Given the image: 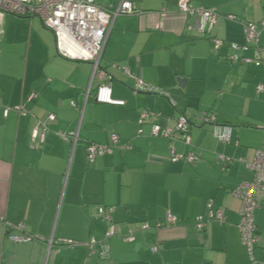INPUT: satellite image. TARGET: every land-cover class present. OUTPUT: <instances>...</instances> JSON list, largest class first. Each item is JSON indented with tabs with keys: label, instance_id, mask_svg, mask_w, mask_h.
<instances>
[{
	"label": "crops",
	"instance_id": "1",
	"mask_svg": "<svg viewBox=\"0 0 264 264\" xmlns=\"http://www.w3.org/2000/svg\"><path fill=\"white\" fill-rule=\"evenodd\" d=\"M128 1L142 13L118 16L112 24L100 59L110 79L93 74L88 61L58 55L53 33L38 17L3 19L0 214L23 230L0 225V264H250L237 227L241 201L231 190L253 177L238 158L252 159L264 144V90L256 91L264 83V64L233 62L229 56L231 43L244 42L242 22L264 19V0H190L217 10L212 34L223 40L217 50L209 37L186 28L194 18L178 11V0ZM259 30L264 46V27ZM123 68L166 95L134 91L133 78ZM101 83L124 104L97 103L93 96ZM19 104L25 115L12 109ZM5 107L10 108L6 116ZM143 109L159 116L143 123L139 135ZM203 112L232 126L230 143L213 136L212 125L201 120ZM49 114L55 118L48 119ZM180 114L189 119L191 144L176 135L173 145L177 153L197 155L192 163L171 162L169 139L149 133L152 123L173 128ZM37 121L46 130L41 135L40 127L33 136ZM72 131L78 133L75 144L58 134ZM111 133L130 148L114 147L88 163L85 143H108ZM219 154L233 161L223 166ZM208 201L225 219L198 229L195 218L207 216ZM258 201L254 256L255 264H264V191ZM98 206L113 208L115 236L105 237L107 224L97 217ZM167 212L176 215L174 224L164 223ZM144 221L163 225L142 230ZM20 232L37 238L15 242L8 237ZM129 232L132 242L123 238ZM60 239L96 243L90 253L87 245L68 246ZM103 244L107 254L101 253Z\"/></svg>",
	"mask_w": 264,
	"mask_h": 264
},
{
	"label": "built area",
	"instance_id": "2",
	"mask_svg": "<svg viewBox=\"0 0 264 264\" xmlns=\"http://www.w3.org/2000/svg\"><path fill=\"white\" fill-rule=\"evenodd\" d=\"M178 11L183 15L194 18V22L187 25L188 30L198 32L201 36L209 37L215 50L219 49L223 40L214 36L212 31L218 22L219 14L213 7L196 6L190 0H178ZM142 13L137 10L133 4L128 0H120L117 4H109L100 6L96 0H0V27L6 15H14L18 17H38L43 26L49 29L54 35L55 49L58 55L81 61H88L93 66V74H97L100 78L110 79V75L105 69L100 67V59L110 33L112 24L118 16L132 15ZM162 14L165 10L162 9ZM229 19H236L233 14L227 15ZM244 42L242 44L231 43L230 61L241 63H254L256 65L264 64L263 53L264 46L260 43V30L259 27H264V19L255 23L253 21L242 22ZM252 49V56L240 55V52ZM123 71L133 78L134 91H142L148 93H156L166 95L157 86L145 81L143 78L130 73L126 68ZM264 90V83H260L256 87L257 92ZM35 97L32 94L29 98ZM94 100L97 103L123 105L124 100L116 99L112 96V89L109 84L101 83L96 87L94 92ZM172 105L175 102L170 99ZM18 114L25 115L27 113L23 104L12 107ZM10 108L5 107L3 114L6 116ZM159 113L143 109L139 112L138 129L137 133L142 134V124L150 118L158 117ZM54 114H49L48 119L53 120ZM203 123L212 125L213 136L222 143H230L232 136V126L229 124H222L216 122L214 113L203 112L201 115ZM42 128V134L46 130L45 123L37 121L33 129V136H36L38 129ZM190 122L185 114H180L177 117L176 124L173 128L162 127L157 123H152L150 135L159 136L169 139L170 148V161L178 162L185 161L192 163L198 159L197 155L192 152L177 153L174 149L173 140L178 135L182 142L186 145L191 144L189 135ZM61 138L65 141L76 143L78 140V133L72 132H59ZM114 147L120 149L130 148L128 143H121L117 134L111 133L108 143H97L87 141L85 143V154L88 163H92L96 157L105 153H110ZM218 161L220 163L229 164L233 158L224 154H219ZM238 161L244 164L251 172L253 177L250 181H243L234 187L231 192L234 196L238 197L241 201L239 215L240 219L237 224L241 243L245 246L250 264L257 262L254 256V248L258 241L256 234V225L254 222V211L259 207L258 198L264 191V144L261 149H257L254 156L250 160L238 158ZM212 201L207 202V216L198 215L195 218V225L198 229H202L209 220L215 219L220 222L224 221L225 217L222 211L217 210L213 212L210 209ZM112 207H97V217L107 224V229L104 233L106 238L115 236L117 230L112 223ZM177 220L176 215L167 212L165 214V222L167 225L174 224ZM0 225L5 229L23 230L21 223L11 224L5 216L0 214ZM163 222H157L151 225L148 221L141 224L142 230L150 228H159ZM8 237L15 242H27L34 240L35 236L25 232L9 233ZM124 240L132 242L134 234L129 232L125 235ZM58 243L68 246L87 245L90 253L93 252L95 239H90L87 242H82L72 239H60ZM156 246H152L151 250L156 251ZM109 248L106 244L101 246V253L107 254Z\"/></svg>",
	"mask_w": 264,
	"mask_h": 264
},
{
	"label": "trees",
	"instance_id": "3",
	"mask_svg": "<svg viewBox=\"0 0 264 264\" xmlns=\"http://www.w3.org/2000/svg\"><path fill=\"white\" fill-rule=\"evenodd\" d=\"M108 207H111V206H108ZM113 209V208H112Z\"/></svg>",
	"mask_w": 264,
	"mask_h": 264
},
{
	"label": "water",
	"instance_id": "4",
	"mask_svg": "<svg viewBox=\"0 0 264 264\" xmlns=\"http://www.w3.org/2000/svg\"><path fill=\"white\" fill-rule=\"evenodd\" d=\"M182 80V79H181ZM183 82V81H182Z\"/></svg>",
	"mask_w": 264,
	"mask_h": 264
}]
</instances>
